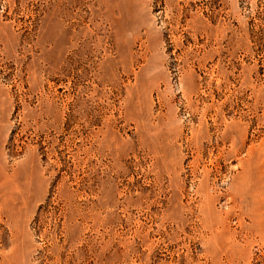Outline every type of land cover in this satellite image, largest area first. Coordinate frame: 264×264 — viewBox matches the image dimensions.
Wrapping results in <instances>:
<instances>
[{
	"label": "rangeland",
	"instance_id": "374dc122",
	"mask_svg": "<svg viewBox=\"0 0 264 264\" xmlns=\"http://www.w3.org/2000/svg\"><path fill=\"white\" fill-rule=\"evenodd\" d=\"M0 264H264V0H0Z\"/></svg>",
	"mask_w": 264,
	"mask_h": 264
}]
</instances>
